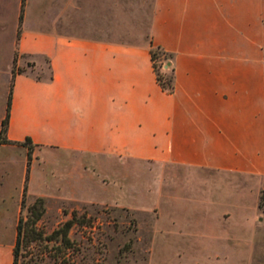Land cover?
I'll list each match as a JSON object with an SVG mask.
<instances>
[{"label":"crops","instance_id":"crops-1","mask_svg":"<svg viewBox=\"0 0 264 264\" xmlns=\"http://www.w3.org/2000/svg\"><path fill=\"white\" fill-rule=\"evenodd\" d=\"M132 1L0 0V72L12 75L15 52L48 71L16 75L7 138L29 136L80 162L202 168L264 188V0H149L147 32L118 40L117 4ZM151 46L172 53L171 93L156 80ZM226 206L237 214H222L226 229L206 223L228 244L215 258L263 257L264 220L243 202ZM12 258V243L0 242V264Z\"/></svg>","mask_w":264,"mask_h":264},{"label":"rangeland","instance_id":"rangeland-1","mask_svg":"<svg viewBox=\"0 0 264 264\" xmlns=\"http://www.w3.org/2000/svg\"><path fill=\"white\" fill-rule=\"evenodd\" d=\"M150 13L149 0L118 2L117 39L132 41L145 34ZM16 54L15 71L38 79L47 74L43 59L36 67L34 58ZM16 75L0 72V107H6ZM4 115L5 111L0 122ZM27 145L0 142V242H11L13 247L26 185V207L36 197L44 198L46 210L40 224L46 232L76 210L79 223L73 225L70 236L79 248L77 264H264V256L215 258V252L228 253V244L222 237L214 239L206 228V223L214 221L218 230L222 224L226 229L222 214L225 219L236 218L226 205L237 201L253 209L257 222L264 220V209L259 206L264 188L258 187V179L120 159L80 162L60 149L36 143L26 170ZM178 230H184L183 234ZM247 253L246 249L239 254ZM256 254L264 255L259 249ZM30 264L62 263L45 255Z\"/></svg>","mask_w":264,"mask_h":264},{"label":"trees","instance_id":"trees-1","mask_svg":"<svg viewBox=\"0 0 264 264\" xmlns=\"http://www.w3.org/2000/svg\"><path fill=\"white\" fill-rule=\"evenodd\" d=\"M23 4L21 7V16H23ZM17 54L14 57V65ZM150 58L152 61V67L155 71L156 80L160 87L167 93H171L174 89V69L171 65L172 53L164 50L160 46H151ZM13 77L21 71H15L13 66ZM11 95L8 98L6 104L5 115L0 122V135H4L0 138L1 143H20L27 145V163L26 170L29 169V165L32 159V152L34 143L29 136H26L24 141H13L7 138V127L10 116ZM27 179V178H26ZM25 192L26 185L23 187L22 201L20 213L15 225V240L12 247V264H30L31 261L43 256H49L55 261H60L62 264H77L76 254L79 248L76 242L70 236V230L74 224L79 223V217L76 210L72 211L71 218H68L62 222L58 227L54 228L51 232H46L40 221L45 213V201L44 198L38 196L34 201L25 206ZM260 208L264 206V193H262L260 202ZM26 208V209H25ZM43 247V251H36V247Z\"/></svg>","mask_w":264,"mask_h":264}]
</instances>
